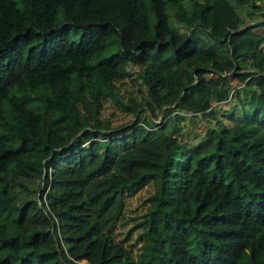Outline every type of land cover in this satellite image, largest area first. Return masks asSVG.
<instances>
[{"label":"trees","instance_id":"1","mask_svg":"<svg viewBox=\"0 0 264 264\" xmlns=\"http://www.w3.org/2000/svg\"><path fill=\"white\" fill-rule=\"evenodd\" d=\"M262 18L0 0V264H264ZM146 182L133 251L110 228Z\"/></svg>","mask_w":264,"mask_h":264},{"label":"rangeland","instance_id":"2","mask_svg":"<svg viewBox=\"0 0 264 264\" xmlns=\"http://www.w3.org/2000/svg\"><path fill=\"white\" fill-rule=\"evenodd\" d=\"M147 11L149 15V20L153 22V12L147 3ZM260 31H264V26L259 28ZM205 35H207L205 33ZM208 40H212L210 36L207 35ZM220 108H230L231 103L225 102L224 105L219 104ZM227 121V119H226ZM199 128L209 125V121L203 118L197 117L194 121ZM183 123V122H182ZM185 123V122H184ZM188 124L193 123L192 121H187ZM151 189V184L146 182L140 186L136 191L128 193L126 195L124 213L120 219L110 228L111 232L115 235V238L123 242L127 247L132 248L133 251L138 249V241L136 240L137 230L140 228V225H136L134 229L132 226L138 223L141 219L142 211L147 203L146 196ZM132 243V244H130ZM78 264H86L85 260H81Z\"/></svg>","mask_w":264,"mask_h":264},{"label":"water","instance_id":"3","mask_svg":"<svg viewBox=\"0 0 264 264\" xmlns=\"http://www.w3.org/2000/svg\"><path fill=\"white\" fill-rule=\"evenodd\" d=\"M261 20H264V18H262L260 20H257V21H261ZM257 21L251 22L248 25H251V24H253V23L257 22ZM161 117H162V113L160 114V118L158 119V121L161 119ZM135 118H136V116H135Z\"/></svg>","mask_w":264,"mask_h":264},{"label":"crops","instance_id":"4","mask_svg":"<svg viewBox=\"0 0 264 264\" xmlns=\"http://www.w3.org/2000/svg\"><path fill=\"white\" fill-rule=\"evenodd\" d=\"M261 27H262V26H261ZM261 27H260V28H261ZM262 32H263V31H262Z\"/></svg>","mask_w":264,"mask_h":264}]
</instances>
